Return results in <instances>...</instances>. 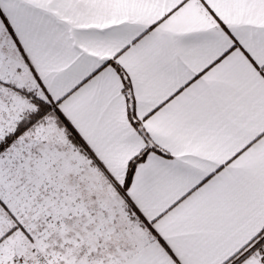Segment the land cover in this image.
<instances>
[{
	"label": "snow or ice",
	"instance_id": "obj_1",
	"mask_svg": "<svg viewBox=\"0 0 264 264\" xmlns=\"http://www.w3.org/2000/svg\"><path fill=\"white\" fill-rule=\"evenodd\" d=\"M0 264H264V0H0Z\"/></svg>",
	"mask_w": 264,
	"mask_h": 264
}]
</instances>
